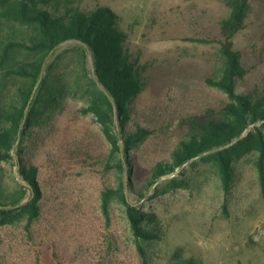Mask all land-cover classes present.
Instances as JSON below:
<instances>
[{"label":"rangeland","instance_id":"obj_1","mask_svg":"<svg viewBox=\"0 0 264 264\" xmlns=\"http://www.w3.org/2000/svg\"><path fill=\"white\" fill-rule=\"evenodd\" d=\"M249 3L245 25L232 37L246 68L239 91L264 87V0ZM44 6L60 13L107 6L116 13L125 46L145 67L146 85L130 105L124 130L140 126L150 132L127 151L120 139V150L110 153L96 116L82 111L92 87L73 51L76 41L61 43L58 52L70 49L59 71L68 87L22 143L24 163L36 167L39 215L0 224V264H142L121 190L138 210L156 217L158 236L139 240L148 264L187 258L197 264H264V185L256 150L234 160L227 191L212 160H189L149 183L154 165L172 162L174 149L189 138L192 120L223 116L227 94L205 78L219 76L224 67L220 22L230 12L226 0H49ZM12 153L13 160L0 161V184L12 193L26 187V202L31 190ZM172 177L179 186L168 184ZM107 189L113 193L105 211Z\"/></svg>","mask_w":264,"mask_h":264},{"label":"trees","instance_id":"obj_2","mask_svg":"<svg viewBox=\"0 0 264 264\" xmlns=\"http://www.w3.org/2000/svg\"><path fill=\"white\" fill-rule=\"evenodd\" d=\"M48 1L0 0V161L13 160L15 150L18 171L34 190V195L30 194L27 201L22 202L26 187L20 185L22 191L12 193L4 192L0 184V224L11 222L20 215H26L31 222L39 215L41 194L35 182L36 167L24 163L22 143L40 116L46 121V111L58 103L63 90L68 87L61 81L59 71L63 52L70 49L58 52L61 43L76 41L73 51L92 87L87 89L89 104L82 111H91L96 116L111 144L110 153L120 150V139L127 151L150 132L140 126L133 133L124 130L130 117V105L145 88V67L125 46V35L117 25L116 13L107 6L91 10L71 7L60 13L57 9L48 10L44 6ZM226 3L230 12L220 22L224 37L221 41L224 67L219 76L205 78L207 83L227 94L223 116L192 120L189 138L181 140L174 149L172 162L160 161L152 168L151 185L158 177L173 172L189 160H212L220 170L222 188L227 191L233 178L234 160L253 149L258 152L257 168L264 185V87L252 91L237 90V82L245 76L246 68L232 41L234 34L245 25L250 3L249 0H226ZM41 73L34 97L28 103ZM117 115L120 117L118 125L115 122ZM251 124H255L254 128L241 137ZM19 136L18 144L14 146ZM118 160L117 165L121 168L122 159ZM168 184L176 187L180 182L172 177ZM112 193L111 189L103 191L105 211ZM117 194L126 207L142 264H148V250L139 240L149 241L158 236L156 217L138 210L124 190ZM146 222L149 227L142 224ZM169 264L197 263L194 258H187Z\"/></svg>","mask_w":264,"mask_h":264},{"label":"water","instance_id":"obj_3","mask_svg":"<svg viewBox=\"0 0 264 264\" xmlns=\"http://www.w3.org/2000/svg\"><path fill=\"white\" fill-rule=\"evenodd\" d=\"M91 66H92V65H91ZM41 77H42V73H41V75H40V78H39L38 81L36 82V84H35L33 90H32V93H31V95H30V98H29L28 103H30V102L32 101V99H33V97H34V94H35V92H36V89H37V87H38V85H39V82H40V80H41ZM119 118H120V117L118 116L117 119H116V123L119 122ZM250 126H253V125H250ZM248 130H249V127H247V128L243 131L241 137H242V136H245V135L248 133ZM19 138H20V136H19L18 139L16 140L14 146H16V145L18 144V142H19ZM21 181H22V182H25V180H23V179H22ZM26 184H27V186H28V187L30 188V190H31V196H33V195H34V190H33L32 186H31L29 183H26ZM23 202H24V201H23Z\"/></svg>","mask_w":264,"mask_h":264}]
</instances>
